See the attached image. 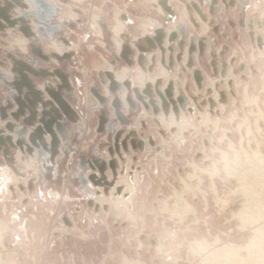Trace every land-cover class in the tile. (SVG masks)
Wrapping results in <instances>:
<instances>
[{"label":"rangeland","instance_id":"374dc122","mask_svg":"<svg viewBox=\"0 0 264 264\" xmlns=\"http://www.w3.org/2000/svg\"><path fill=\"white\" fill-rule=\"evenodd\" d=\"M23 1L28 4L29 0ZM48 1L58 6L52 23L64 27L53 36L55 42L65 40L56 44L62 53L46 43L47 37L37 35L35 17H29L26 24L17 22L15 28L0 18L5 26L0 30V73L13 80L10 56L35 70L60 72L71 91L62 88L59 93L76 116L69 120L54 104L61 113L65 136L53 125L54 152L52 138L48 144L44 139L46 131L43 141L49 150L36 136L34 145L25 134L29 128V135L42 128L41 113L50 111V106L36 103L30 125L25 124L31 117L26 106L16 121L12 113L18 105L11 98L16 91L0 79V107H7V100L11 105L5 108V121L14 126L13 143L16 131L26 128L20 139L29 143L31 152L20 153L21 162L35 160L32 167H14L19 146L9 145L6 136L13 132L0 127L4 143H0V174L2 169L8 174L6 167H13V181L6 186L10 194L5 200L0 196V264H264V231L258 232L264 227V0H248V5L246 0H166L171 15L163 10L164 0ZM4 6L0 0V7ZM183 8L188 20L179 22L180 15H185ZM25 10L35 11L29 5ZM20 11L13 4L7 13L18 20ZM114 12L125 23L121 46L126 44L130 53L123 47L116 49L110 31ZM73 14L76 17L67 19ZM147 17L159 26L133 40L139 37L140 20ZM174 24V31L167 35ZM24 25L35 34L26 38L27 51L8 48L15 36L7 30L24 35ZM157 30L164 34L160 44L155 40ZM139 46L150 50L141 52ZM34 49H40L49 62ZM135 64L140 68L134 70L139 68L147 78L149 93L145 85L135 84L134 70H130L124 80L133 89L130 105L124 99L125 87L115 93L121 113L126 107L122 124L114 114V95L107 90L105 72L112 67L119 73L123 66ZM162 71L165 77L160 76ZM28 77L35 89L61 83L56 74ZM40 98L53 102L44 88ZM99 116L105 118L100 132ZM49 119L45 116L46 122ZM132 131L135 136L127 137ZM118 132L119 152L115 149ZM95 159L105 162L103 172L94 165ZM257 164L262 166L263 177L244 180V166L253 169ZM100 196L108 202L98 201ZM247 205L253 207L246 212ZM226 249L230 252L221 256Z\"/></svg>","mask_w":264,"mask_h":264},{"label":"water","instance_id":"95a60500","mask_svg":"<svg viewBox=\"0 0 264 264\" xmlns=\"http://www.w3.org/2000/svg\"><path fill=\"white\" fill-rule=\"evenodd\" d=\"M3 1H4L5 6L0 7V18L3 19L7 23L8 27L15 28V25L17 22H19L21 24H26L27 19H29V17L33 16L37 20L36 28H35L37 35L41 38L47 37V39L49 41L54 39L53 36H54L55 32L60 33L64 29V27L61 24L52 23V19L56 15V10H57L58 6L54 5L53 3L49 2L48 0H29L28 4H26L23 0H3ZM200 2H202V1L200 0ZM245 3H246V5H248L249 1L246 0ZM13 4L21 7V11L19 13L21 15V17L18 20L17 19H11L7 13L8 9L12 8ZM28 5L35 11H28L27 12V10H25V9L28 8ZM161 5L163 7V10L166 11V13H168L169 15L172 14L171 8L167 4L166 0L162 1ZM194 7L198 11V13L201 14V11L199 10V8L197 6H194ZM75 11H77L78 13L80 12L78 9H75ZM4 27L5 26L0 23V30H2ZM181 27L178 29L181 30L182 29ZM21 31L25 37L35 36V34H33L31 32V30L29 29V27L27 25L22 26ZM155 33L157 34V38H155V40L160 44L162 39H163V36H164L163 31L157 30ZM173 38H174L173 34L169 36L170 41ZM145 39H146V41H148L149 46L155 47V45L152 44V42L149 40V38H145ZM61 40H63V39H61ZM61 40L57 39V43H60ZM122 47H123L124 51H127L128 53L131 52V50L127 47L126 44H124ZM139 49L141 52L150 50L149 48H145V47H141V46H139ZM33 52L38 57L44 59L45 62H47V63L49 62L48 57L42 55L40 49H37V50L34 49ZM52 56L55 57L56 59L60 60V58L56 54L53 53ZM10 58H11L12 63H13V66L11 68V72L15 73V75L13 76V80L11 81V80L7 79L5 77V75H2L1 73H0V79H2L7 86L13 87V89L16 91V94L11 93V98H13L15 103L18 105V110L16 112L12 113V117L17 121L19 115L23 114V111H24L25 107L27 106L30 113H31V117H30V119L25 121V124L30 125L31 119L34 118V116H35V112L32 110V107H34V105L36 103L40 102L41 106L43 108L50 106V111H42V113H41L43 116L40 119V124L42 125V128L37 127L35 133L33 135L32 134L29 135V141L35 145L36 143H35L34 137L36 136L39 139L40 145L45 150H49L45 146V142L43 141V132L46 131L52 137L51 152H54V150H55L54 147L57 144V140H56L55 134L53 133L52 126L53 125L56 126L57 131L62 136H65V132H66L64 126L59 121V119H61V113L54 107V104H56L62 110L63 114H65V116L69 120H73L74 117L76 116L74 111L69 106V104L64 100L62 95L59 93V90H61L62 88H65L68 91H71L69 81L64 75H62L58 71H55L52 73V72L47 71L45 69L35 70L29 64H27L25 61H18L16 59H14V57H12V56H10ZM34 64H35L34 61H32L31 65H34ZM127 64L129 66L132 65V63L130 61H127ZM28 74H30L34 77H44V78H48V77L54 76V74H56L60 78L61 83L56 85V87H53L50 83H46L44 86L45 92H47V94L51 97V99L53 100L54 103L53 102H43L41 100L40 91L35 89L34 82H33V80L29 79ZM105 75L109 79V87L107 90L112 95H114V100L112 102V106L114 108V114L117 117V119L122 124H124V123H126V120L124 117L125 115H123V113H121V111L119 110V108L121 107V101L115 94L117 91H122L123 87L117 80H115L112 72L106 71ZM200 81H201L200 73H199V71H196V83L198 86H200ZM126 84L129 86L128 81L126 82ZM24 88L26 90L25 94H23ZM93 93L98 98L99 101H101V102L104 101L103 97H101L97 92L94 91ZM135 93L137 95L136 91H135ZM146 93H149V86H147V88H146ZM22 95H23V97H22ZM22 98H24V99H22ZM127 101L130 105L131 101L129 100V94L127 95ZM9 102L10 101L7 100V107H0V119H1V121H4L5 119H7V114H6L5 108L11 107ZM27 103L29 104V106L27 105ZM151 103H153V102H151ZM45 116L50 117L48 122L45 121ZM104 122H105L104 116H99V123H98V129H97L99 132L103 130ZM5 129H7L9 132H13L14 126L10 122H8L5 124ZM108 131L109 132L112 131V128L110 126L108 127ZM25 132H26V128H22V129H19L16 131V133H17L16 143H13L12 137L9 135L6 136V140L8 141L9 145H11L13 147L15 145H17V146H19L20 149H22V146L25 142L23 140H21L20 137L22 135H24ZM120 135H121V133L118 132L115 136V147H116L115 149L117 152H119L117 145H118ZM128 136H135V133L132 131L129 133V135H127V137ZM0 143L4 145V143L1 140H0ZM132 145H133V149H135V145L134 144H132ZM122 146L124 147L125 150H127L125 142H122ZM138 148L140 150L142 149V143L141 142H139ZM27 152L28 153L31 152L30 147L28 148ZM42 154H43V151H40L37 153L39 159L41 158ZM52 155H53V153H52ZM93 163L95 166H97L99 168L100 172H103V169H105V162L101 161V159H95ZM109 166L111 168L113 175H115L114 163L110 162ZM95 183L101 184L100 181L99 182L96 181Z\"/></svg>","mask_w":264,"mask_h":264},{"label":"crops","instance_id":"0c3cea01","mask_svg":"<svg viewBox=\"0 0 264 264\" xmlns=\"http://www.w3.org/2000/svg\"><path fill=\"white\" fill-rule=\"evenodd\" d=\"M31 11V10H30ZM183 11L185 12V15H186V18L185 19H183V17H181V15H180V21L179 22H185V20L188 18V16H187V13H186V11H185V9L183 8ZM121 14V13H120ZM114 15V13L112 14V17H115V16H113ZM118 18V20H120L121 22H123L121 19H120V15H119V17H117ZM117 18H115V20L117 19ZM67 19H69V20H71L72 18L69 16V18L67 17ZM114 19V18H113ZM112 19V24H111V27H110V31H111V29L112 28H114V26H115V24L116 23H114V20ZM91 20H92V22H93V24H96L95 23V19L93 18V17H91ZM188 20V19H187ZM147 23H151V25H149V26H145V28H144V24H147ZM154 23V24H153ZM159 22L157 21V20H155V19H153V18H150V17H147V18H144V19H141L140 20V22H139V25H138V28H139V37H137V36H134V38H133V40H137V39H140V38H142V37H144V36H146L149 32H150V28H153V27H155V26H159ZM175 24H177V23H175ZM175 24L174 25H171V27L167 30V35L170 33V32H172V31H174V29H175ZM123 25H124V28L122 29V31L121 32H119V34L117 35V34H115V33H113L112 31V34L115 36V38H114V43H115V46H116V49H117V51H120V49H121V45L123 44V41H122V39H121V37H120V34H122L123 32H124V29H125V23L123 22ZM143 28H144V31H143ZM204 28V30H207L206 28V26H204L203 27ZM8 32H10V33H12V35L13 36H15L16 38H13L14 40L15 39H19L18 37H20V39L21 40H24L25 41V49H26V51H27V43H28V41H29V39H26L25 37H23V35L21 34V33H19L18 31H14V30H7ZM144 32V33H143ZM116 35H117V38H116ZM167 35H166V38H165V47L168 45V42H167ZM117 42H120V47L119 46H117L118 44H117ZM13 42H10V45L8 46V48H17V46H15L14 45V43L12 44ZM46 43H50L51 44V47L53 46L55 49H53L54 51H56L58 54H60V53H62V50H61V48H59L57 45H56V42L55 41H53V42H49V41H47ZM64 49V48H63ZM119 49V50H118ZM158 64V63H157ZM135 67H139L137 64H135L134 65V67L133 68H128V66H123L121 69L123 70V69H129V70H134V68ZM140 68V67H139ZM113 71V73H114V76H115V79L118 81V82H122V80L120 81V79L117 77V71H114V70H112V67H110L107 71ZM3 71L6 73V74H8V75H10V73H9V70H6V69H3ZM72 75H73V73H72ZM117 77V78H116ZM73 78H74V76H73ZM76 78V77H75ZM74 78V79H75ZM77 79V83L78 84H81V81H80V79L79 78H76ZM128 79H130V78H128ZM131 80V79H130ZM132 81V80H131ZM70 84L72 85V87L74 86V83H73V81H70ZM44 88V86L43 85H41L40 87H38V91H40L41 89H43ZM74 88V87H73ZM106 92H107V90H106ZM45 96V95H44ZM45 98H47L46 96H45ZM123 102V101H122ZM123 104H124V102H123ZM124 114H126V107H125V104H124ZM14 109H15V107H14ZM7 122H9V121H4V122H1L0 121V127H2L3 125H5V123H7ZM3 131V130H2ZM31 132V129L29 128L28 130H27V132H26V134H25V138L27 139L28 137H29V133ZM14 133V132H13ZM12 133V141L14 142L15 141V139H16V134L14 133L13 134ZM44 139L46 140V143L48 142V141H50L51 140V138H50V136L48 135V134H45V136H44ZM27 143V142H26ZM28 145H29V143H27ZM48 144V143H47ZM36 152V150H34V153ZM15 153H17V155H15L14 156V160H15V164H16V166H14V167H17L18 166V168H19V166L20 165H23V166H25V165H29L30 167H32L33 166V163H35V160L32 158L31 160H30V162H26V163H22L21 162V160H22V158H21V154H20V152H19V150L18 149H16V152ZM17 156H19L20 157V159L19 158H17ZM106 159H108V157H106ZM12 169H13V167H11ZM10 167H6V171H7V173L8 174H5L6 172L4 171L5 169H2V171H1V174H0V177H1V179H4V180H2V182L0 183V196L2 195L3 196V199L5 200L6 198H7V194L9 195L10 194V191L9 190H6V186H8V184H9V182L10 181H13V179H12V177H11V175H10V172L12 171V169H11ZM20 169V168H19ZM7 175V176H6ZM2 176H4V177H2ZM2 183H5V184H2Z\"/></svg>","mask_w":264,"mask_h":264},{"label":"bare ground","instance_id":"6f19581e","mask_svg":"<svg viewBox=\"0 0 264 264\" xmlns=\"http://www.w3.org/2000/svg\"><path fill=\"white\" fill-rule=\"evenodd\" d=\"M72 1H74V2H78V3H80L79 1L80 0H72ZM28 12V11H27ZM158 12H160L159 10H158ZM115 14H118L119 15V13H116V12H114V15L113 16H115V17H112V19L114 20V23H116L115 24V26H114V28H112L111 29V31L113 32V33H115V34H119V32H121L122 31V29L124 28V25H123V22H121L120 20H118V18H117V15H115ZM180 14H184L183 12H181ZM183 16V18L185 17V15H182ZM181 16V17H182ZM68 18H69V16H67ZM74 17H76V16H74V14L73 15H71V18H74ZM95 18V17H94ZM115 18H117L116 20H115ZM186 18V17H185ZM186 21V20H185ZM154 24V23H153ZM145 26H147V25H144V28H145ZM144 28H143V31H144ZM146 31V30H145ZM144 31V32H145ZM143 32V33H144ZM206 32V31H205ZM117 35H116V38H117ZM24 36V35H23ZM25 37V36H24ZM14 38H16V37H14ZM19 39H12L13 40V42H14V44L19 48V49H21V50H23V51H25V41L24 40H21L20 39V37H18ZM25 38H27V37H25ZM51 41H53V40H51ZM63 43H65V40H61ZM61 41H60V43H61ZM60 43H57V40H56V44L57 45H60ZM119 43V44H118ZM13 44V43H12ZM117 46H119L120 47V42H117ZM53 47V46H52ZM54 48V47H53ZM121 48H122V46H121ZM162 49H164V47H162ZM119 50V49H118ZM164 51H165V49H164ZM25 53V52H24ZM151 61H152V59H151ZM130 67V66H129ZM130 70L129 69H123L122 71H120L119 73L117 72V77L120 79V81L122 80V81H124V80H126L127 79V77H128V75H129V73H131V71L129 72ZM156 75V74H155ZM161 77L162 76H166V73L164 72V71H162L161 72V75H160ZM116 77V78H117ZM133 79H134V82H135V84L138 86V87H140V88H142L144 85H145V83H147V81H146V79L147 78H145V76H144V74L140 71V69L139 68H136L135 70H134V74H133ZM154 80V79H153ZM133 81V80H132ZM151 81H152V79H151ZM157 81L158 80H156L155 81V83H157ZM126 82L127 81H124L123 83H122V87H125L126 88V90H127V93L124 95V99H125V101H126V103H127V106H128V101H127V95L131 92V91H133V89H131V85L130 86H128L127 84H126ZM153 82V81H152ZM147 86H149V84H146L145 86H144V88L146 87L147 88ZM216 99V98H215ZM182 109H184V107L182 108ZM174 112H173V114L175 115V117H177L178 116V113H177V110H173ZM6 120V119H5ZM4 120V121H5ZM172 120V119H171ZM0 121H1V119H0ZM3 122V121H2ZM187 122V121H186ZM183 123H185V121L183 122ZM166 124V123H165ZM189 124V123H188ZM169 125V124H168ZM174 125V124H173ZM183 125V124H182ZM171 126V125H170ZM169 126V127H170ZM14 132V131H13ZM46 134H48L49 136H50V138H52L51 137V135L49 134V133H46ZM181 136V135H180ZM28 140H29V137H28ZM28 148H29V145L25 142L24 144H23V146H22V149H20L19 148V151H20V153L22 154V155H24V154H27L28 152H27V150H28ZM33 152H34V150H33ZM19 157V156H18ZM242 165V164H241ZM260 165V164H259ZM258 164L257 165H255L254 167H253V169H248L247 168V166H244V168H245V170H246V173L244 174V177H243V179L245 180V179H254V178H258V177H261L262 176V166H259ZM243 167L241 166V169H242ZM244 170V169H243ZM234 171V170H233ZM239 171V170H238ZM235 172V171H234ZM262 172V173H261ZM239 173V172H238ZM240 173H243V172H240ZM235 173H233V175H234ZM237 174V173H236ZM263 177V176H262ZM242 179V178H241ZM263 181V180H262ZM242 182V181H241ZM96 185H99V184H96ZM101 185V184H100ZM117 185V184H116ZM123 186V185H122ZM119 187V186H118ZM118 192H119V190H118ZM101 197V196H100ZM118 199V198H117ZM97 200L98 201H100L101 203H107L108 201H107V199H105V198H97ZM119 200V199H118ZM250 203V202H249ZM248 207H246V212H247V209H250V208H252L251 206H249V205H247ZM248 212H250V211H248ZM254 216V215H253ZM264 231V227H262V228H259V230H258V232L260 233V232H263ZM263 234H264V232H263ZM229 250L230 251H232L230 248H229ZM229 250H221V256L222 255H225V256H227V254L230 252ZM219 251V250H218ZM218 251H214V252H212L213 254L215 253V254H219V252ZM217 252V253H216ZM233 252V251H232ZM212 254V255H213ZM218 257V256H217ZM223 258V257H222Z\"/></svg>","mask_w":264,"mask_h":264}]
</instances>
